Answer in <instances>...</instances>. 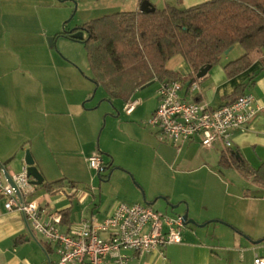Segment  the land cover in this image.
Masks as SVG:
<instances>
[{
    "label": "crops",
    "instance_id": "1",
    "mask_svg": "<svg viewBox=\"0 0 264 264\" xmlns=\"http://www.w3.org/2000/svg\"><path fill=\"white\" fill-rule=\"evenodd\" d=\"M203 1L206 0H183L185 7ZM138 8L137 0L133 10ZM12 27V5L8 0H2L0 162L9 172L18 173L25 166L23 156L28 149L34 165L43 176V182H56L51 189L42 184L36 186L32 197L37 198L49 213L59 217L57 225L60 230L72 232L80 227L82 220L101 221L116 204L112 202L102 209V198L96 203L95 178L91 176L90 184L82 185L80 182L84 177L77 171L80 163L87 170L89 156L106 151L98 145L99 149L94 147V122L84 112L88 108L81 104L90 95L92 87L79 84L75 75L63 76L55 71L56 74L47 78L48 72L44 68L29 66L31 54L28 55L27 50H13L12 34H8L12 32ZM235 46L223 53L205 76L194 80L197 81L196 90H191L189 82L180 81L183 85L179 95L185 100L204 102L214 108L231 101L229 95L236 87L245 84L242 94L253 95L257 110L244 127L232 131L229 149L238 152L249 167L256 169L264 161V68L257 60L237 75L227 77L223 66L244 52L241 48L242 53L238 50L234 58L230 52ZM175 56L179 60L170 64L174 56L171 57L167 60V68L189 75L190 66L180 55ZM152 83L157 84L153 93L139 97L134 92L133 96L140 102L130 114L124 112L125 102H121V112L127 117L133 116L131 121L144 122L157 107L160 82L151 81L141 88ZM130 124L119 127L136 126L141 130L137 125L140 123ZM141 131L152 161H148L145 169L136 170L138 174L127 167L139 182L144 174L157 170L163 177H171L170 181H177L184 175L213 174L214 170H222V178L218 180L220 189L216 197L201 193L205 185L196 180L185 186L198 187L193 197L185 195L184 187L182 191L164 195L170 204L181 202L182 213L187 211L189 218L204 225L184 226L182 241L167 245L162 253L155 250L137 255L126 251L129 264H252L255 256L264 258V187L232 167L219 166L220 154L227 150L222 143L215 141L207 148L201 145L198 137H194L174 146L159 139L155 129L143 128ZM107 165L109 169L113 168L112 159ZM65 176L75 182L66 181ZM226 176L229 179H224ZM157 192L159 196L167 194ZM143 198L152 202L147 195ZM57 259L55 245L29 230L19 212L5 210L3 198H0V264H54ZM102 264L114 262L106 257Z\"/></svg>",
    "mask_w": 264,
    "mask_h": 264
},
{
    "label": "trees",
    "instance_id": "2",
    "mask_svg": "<svg viewBox=\"0 0 264 264\" xmlns=\"http://www.w3.org/2000/svg\"><path fill=\"white\" fill-rule=\"evenodd\" d=\"M78 30L83 33L79 41L86 49L91 79L105 90L109 100L125 102L151 81L176 80L190 85L197 80L201 66L216 65L224 51L235 44L244 52L223 66L227 77L257 60L264 68V0H206L183 8L166 4L149 12L118 11L56 36L71 38ZM175 55L190 66L189 75L167 68V60ZM244 86L234 89L231 101L242 95ZM226 149L220 154L219 166L232 167L264 187V161L252 169L238 152ZM54 183L43 182L42 186L51 189Z\"/></svg>",
    "mask_w": 264,
    "mask_h": 264
},
{
    "label": "rangeland",
    "instance_id": "3",
    "mask_svg": "<svg viewBox=\"0 0 264 264\" xmlns=\"http://www.w3.org/2000/svg\"><path fill=\"white\" fill-rule=\"evenodd\" d=\"M149 1L157 8H162L166 4L185 7L183 0ZM8 3L12 5L13 27L12 32L8 34H12L13 50H27L28 55L31 54L28 60L29 66L44 68L48 72L47 78L56 74L55 71H57L63 76L75 75L79 84L83 83L92 87L90 95L85 97L81 104L84 103L85 108H88L84 112L89 116L90 121L94 122V147L96 146V150L100 147L106 150L102 153L98 152L103 156L104 165L102 167L105 169L99 171L100 177L96 170L90 167L86 170L80 163L77 171L84 177V180L80 182L82 185H89L91 176L95 178L96 203L99 198H102V209L118 201L148 202L143 198L147 195L152 201L154 200L151 205L159 212L169 215L181 214V202L170 204L164 195H172V191H182L181 188L184 187L185 195L193 197L197 194L198 187L186 188L185 186L195 180L205 185L201 188L203 189L201 193L206 196H218L220 189L218 180L222 178V170L221 172L214 170L213 174L203 172L192 176L184 175L178 177L177 181L174 179L170 181L171 177L167 179L157 170L155 173L144 174V178L141 176L143 180H140L142 181L140 183L128 168L136 173V170L145 169L148 161H152L141 131L143 128L153 131L146 123L148 119L144 122L131 121L133 116L127 117L121 112L122 101L109 100L105 90L101 86H95L91 79L92 73L83 42L64 35L56 36L62 31L70 32L76 26L96 17L118 11L133 10L137 5V0H8ZM80 32V30L73 31L72 34L82 35ZM241 48V45L236 44L230 55L237 57L236 52L241 50L242 53ZM178 60L179 57L174 56L170 64ZM156 85L152 83L144 88L141 86L136 90L137 96L153 93ZM130 122L140 123L137 125L141 130L136 126L126 129L119 127L131 126ZM111 159L113 168L109 169L107 164ZM110 170H112L111 174L107 178ZM65 179L75 182V180H70L69 176H65ZM224 179H229V177L226 176ZM157 191L167 194L159 196ZM171 205L176 206L171 208Z\"/></svg>",
    "mask_w": 264,
    "mask_h": 264
},
{
    "label": "built area",
    "instance_id": "4",
    "mask_svg": "<svg viewBox=\"0 0 264 264\" xmlns=\"http://www.w3.org/2000/svg\"><path fill=\"white\" fill-rule=\"evenodd\" d=\"M182 83L164 80L158 86V105L147 120L159 139L178 146L198 137L204 147L220 141L225 148L232 145V131L242 128L253 117L257 107L252 94L244 93L229 103L210 107L204 102L188 101L180 97ZM191 90L198 88L193 81ZM140 100L133 95L124 103V112L130 114ZM90 168L97 172L104 165L103 156L95 153L87 158ZM14 186L0 167V198L7 211L19 212L29 230L55 245L58 256L54 264H102L110 257L114 264H129L126 251L142 255L151 251L163 252L169 244L182 241L181 214H165L152 205L118 201L101 221L82 220L72 232L59 229V217L49 213L42 203L33 198L36 186L30 183L26 166L20 172L9 174ZM252 264H264V258L255 256Z\"/></svg>",
    "mask_w": 264,
    "mask_h": 264
},
{
    "label": "water",
    "instance_id": "5",
    "mask_svg": "<svg viewBox=\"0 0 264 264\" xmlns=\"http://www.w3.org/2000/svg\"><path fill=\"white\" fill-rule=\"evenodd\" d=\"M154 9H155V6L149 0H141L140 3H139L138 10L141 11V12L154 11ZM82 37H83V33H82V35L81 34H74L73 35L71 33V38L74 39V40H79ZM230 49H231V47H229L227 50H225L224 53H227ZM210 67H211L210 64H205V65L201 66L199 68V70L197 71L196 75H195L196 78H202L203 76H205V74L210 69ZM149 83H147V84H149ZM23 162H24V164L26 166L27 176L30 177V183L31 184H34V185H40V184H42V182H43V176L39 172V170L37 169V167L34 165V160H33L32 156H31V153H30V151L28 149L25 150V153H24V156H23ZM0 167H1L2 171H3L4 176L9 181V183L12 186H14V184L12 183V181L10 179V176H9L10 172L5 168V166L1 162H0ZM104 169H105V167L102 168V170H104ZM111 171L112 170L109 171V174H108L107 178H109V175L111 174ZM153 202H144V203L151 205ZM172 207H175V206L171 205V208ZM181 215H182V218H183V224H184V226H186L187 224L201 225V226L204 225V223L197 224V222H195L194 219L189 218L188 217V214H187V211H184L183 214H181Z\"/></svg>",
    "mask_w": 264,
    "mask_h": 264
}]
</instances>
